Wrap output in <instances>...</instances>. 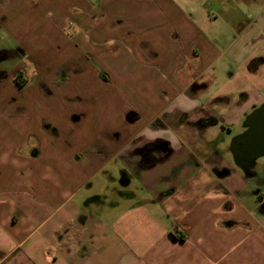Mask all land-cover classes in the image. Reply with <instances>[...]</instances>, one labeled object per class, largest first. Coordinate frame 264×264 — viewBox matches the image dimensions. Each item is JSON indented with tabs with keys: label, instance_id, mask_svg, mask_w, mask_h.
Returning <instances> with one entry per match:
<instances>
[{
	"label": "crops",
	"instance_id": "crops-1",
	"mask_svg": "<svg viewBox=\"0 0 264 264\" xmlns=\"http://www.w3.org/2000/svg\"><path fill=\"white\" fill-rule=\"evenodd\" d=\"M195 5L0 0V64L14 61L26 80L24 114L0 113V264H264V210L252 186L237 168L218 177L211 164L224 144L185 125L146 128L165 113L196 121L193 109L220 106L234 107L221 116L235 124L264 102V67L251 66L261 54L219 82L222 62L238 55L218 46L212 20L200 21ZM258 26L247 37L256 39ZM63 66L69 79L49 98L40 81H58ZM16 92L11 77L0 81V101ZM128 111L141 119L123 144L116 132ZM138 135L174 149L140 171V198L135 183H121L142 159L130 142ZM165 176L172 180L160 181Z\"/></svg>",
	"mask_w": 264,
	"mask_h": 264
},
{
	"label": "flooded vegetation",
	"instance_id": "flooded-vegetation-1",
	"mask_svg": "<svg viewBox=\"0 0 264 264\" xmlns=\"http://www.w3.org/2000/svg\"><path fill=\"white\" fill-rule=\"evenodd\" d=\"M237 2H245L250 0H235ZM263 0H259L262 2ZM264 64V59L257 58L252 60L251 66L252 67H259ZM47 69H51V65L47 67ZM10 74L0 72V81L6 80L8 78H12L15 82V85L18 88V92L15 94L9 95L4 97L0 101V113L6 115L10 118H17L24 114L25 109L19 104V102L24 100V94L22 93V89L26 84V80L24 79L23 70L19 68H13ZM1 71V70H0ZM60 74L57 77L58 81L49 80L48 78L44 77L42 81H40V85L45 92V94L51 98L54 96V91L52 87H63L69 76L66 74L65 66L60 70ZM191 92V91H190ZM243 103V101L241 102ZM240 103V104H241ZM263 103L257 106H253L249 109L248 113L243 117V122L240 123V131L236 134V136L244 133L246 128H244L243 124L247 116H249L255 109L259 108ZM116 111L121 109L120 106H114L113 108ZM202 111V112H201ZM192 113L196 115H200L196 121H191L189 113H180L176 112L172 115L169 114H162L160 117H157L152 122L148 123L146 128L149 133H157L161 130H168L174 129L176 126H184L187 130L190 129H198L200 132L209 131L210 127L218 126L220 128V134L218 138L213 140L212 143L221 145L224 144V148L214 152V156L212 158L211 164H213L215 168V172L218 177L227 174L228 177L231 176V167L237 168L242 176L245 178L246 182H248L252 186L251 194L254 195L260 203L259 210H264V158L257 160L254 164H250L244 161H240L242 166L247 168V176L246 174L238 168L234 156L231 151V143L226 144L227 142V134L233 133V127L228 123L223 121V117L220 115L218 116L216 113H211L210 111H203L202 109H193ZM88 112L85 110L77 114L78 119L86 118ZM140 116L133 111H128L125 117V121L122 124L121 130L116 132V136L118 140H121L122 143H126L129 137L132 135L131 128L136 126L137 123L140 121ZM54 133L59 134L57 130H54ZM235 136V133H234ZM235 136V137H236ZM234 137V138H235ZM233 138V139H234ZM232 139V140H233ZM131 144L135 147V151L141 154L142 159L137 162L131 169V172L123 171L121 183L124 185H130L131 183L137 184L140 187L141 183V170H147L153 168L158 163H161L170 158V156L174 153V149L171 147L170 144L163 141L160 138H156L154 140H146L143 138L142 135H138L130 139ZM106 147V146H105ZM104 147V148H105ZM141 189H145L143 186L140 187ZM221 189V188H220ZM173 191V190H172ZM222 191L225 194L228 192L223 188ZM122 196H127L126 193H121ZM225 207L231 208V204L227 202ZM235 221H229L228 224H235Z\"/></svg>",
	"mask_w": 264,
	"mask_h": 264
},
{
	"label": "rangeland",
	"instance_id": "rangeland-1",
	"mask_svg": "<svg viewBox=\"0 0 264 264\" xmlns=\"http://www.w3.org/2000/svg\"><path fill=\"white\" fill-rule=\"evenodd\" d=\"M205 1L206 0H196L197 5H195V7L192 8V9L197 8L195 9L196 16H198V19L200 21L209 17L213 22L209 30L211 37L217 41L218 46L221 48H226L232 45L235 55L236 54L238 55L236 61L234 60V62L232 63H229V61L228 63L225 61L222 62L223 70L220 69L219 82H221L224 79V77L226 76L228 77L229 75L228 73H236L238 70H240L241 66H243V71L246 72V70H248V65H247L248 62L246 63L244 59L248 55H252L254 53H256V55L261 54L263 60L264 59V55H263L264 28L262 27V25H264V0L262 2H259V0H250L249 2L245 1L243 3L237 2L235 0H211L209 4L202 5L203 2ZM222 3L225 4V6L222 5ZM255 20L257 22H255ZM256 24L259 25L258 26L259 28H263L261 29L259 36L256 39L247 37L248 36L247 33L249 32V34H251L252 27L255 26ZM2 37L4 36L2 35V33H0V39H2ZM5 44L6 42L0 41V48L6 46ZM238 51L239 53H237ZM14 63L15 62L12 60L5 61L2 64H0V68L7 69L10 67V69H13L12 66H14ZM262 67H264V64H262ZM215 108L218 110V113H216L218 116L223 115V113L224 115L230 116L232 115L230 110H235L234 107L230 108L225 106H220ZM219 110L221 113L219 112ZM241 122H243V118L239 123L229 124L233 127L234 130L232 134L226 135L227 136L226 144H230L232 139L240 131ZM219 127L220 126L218 124V126H213L209 128L208 131L209 137L207 141H210L212 139L216 140L218 138L220 134ZM170 131L175 132L174 129H170ZM201 142L195 145L196 146L202 145ZM180 147L184 150V152L187 151L188 155H189V151L194 150L193 148L187 149L181 144ZM162 180L167 183L172 179H169V177L165 176L160 181ZM133 186L135 189L134 192H136L135 194L137 195V197L140 198L143 195L142 193L146 190V188L142 190L139 186H136L135 184H133Z\"/></svg>",
	"mask_w": 264,
	"mask_h": 264
},
{
	"label": "water",
	"instance_id": "water-1",
	"mask_svg": "<svg viewBox=\"0 0 264 264\" xmlns=\"http://www.w3.org/2000/svg\"><path fill=\"white\" fill-rule=\"evenodd\" d=\"M246 131L231 141L234 160L247 176V168L240 161L254 164L264 158V104L255 109L244 121Z\"/></svg>",
	"mask_w": 264,
	"mask_h": 264
},
{
	"label": "trees",
	"instance_id": "trees-1",
	"mask_svg": "<svg viewBox=\"0 0 264 264\" xmlns=\"http://www.w3.org/2000/svg\"><path fill=\"white\" fill-rule=\"evenodd\" d=\"M25 82H26V81H25ZM173 237H174L176 240L180 241V242H184V240H185L183 236H180V235H177V234L173 235Z\"/></svg>",
	"mask_w": 264,
	"mask_h": 264
}]
</instances>
